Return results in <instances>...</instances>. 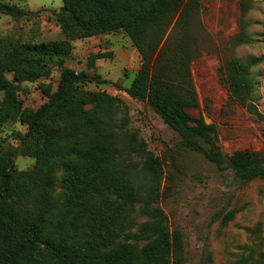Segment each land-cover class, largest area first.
Segmentation results:
<instances>
[{
	"label": "trees",
	"instance_id": "16d2710c",
	"mask_svg": "<svg viewBox=\"0 0 264 264\" xmlns=\"http://www.w3.org/2000/svg\"><path fill=\"white\" fill-rule=\"evenodd\" d=\"M62 1L58 22L71 40L117 31L131 39L142 61L126 93L146 100L185 148L218 170L230 169L241 184L264 179L259 155L242 150L224 156L215 149L216 126L189 114L198 107L189 12L199 0ZM0 12L15 19L26 15L8 5H0ZM245 37L238 36V43ZM69 53L67 42L0 45V125H26L22 153L35 159L32 169L19 171L14 152L0 150V264H180V235L170 233L166 216L154 206L159 160L135 138L117 139L114 98L81 94L77 85L88 74L63 68L48 101L37 111L22 109L19 84L49 76L51 63L63 67ZM105 57L93 56L90 66ZM222 72L232 98L247 105L254 89L250 65L230 60ZM132 153L145 158V181L128 170Z\"/></svg>",
	"mask_w": 264,
	"mask_h": 264
},
{
	"label": "rangeland",
	"instance_id": "374dc122",
	"mask_svg": "<svg viewBox=\"0 0 264 264\" xmlns=\"http://www.w3.org/2000/svg\"><path fill=\"white\" fill-rule=\"evenodd\" d=\"M0 5L26 13L15 19L0 12L1 46L67 42L70 47L63 67L54 61L49 76L19 84L22 109L41 108L48 101L47 93L56 91L63 68L87 73L89 79L77 90L114 98L117 139L127 143L135 138L159 160L154 206L166 216L170 233L180 235V264H264V179L237 182L230 169L218 170L202 154L185 148L179 134L146 100L126 93L142 60L123 31L71 40L58 22L62 0H0ZM189 15L198 95V107L189 111L190 116L216 126L215 149L224 156L246 150L264 160V0H199ZM242 33L245 41L239 44ZM100 55L108 57L95 60L91 67L90 59ZM230 60L250 65L254 89L247 105L232 98L224 80L222 70ZM7 77L13 80L14 75ZM26 131L19 120L0 125V150L14 152L19 171L35 164L33 157L22 153L20 136ZM126 165L145 181L148 173L141 153H132ZM60 180L58 172L57 183ZM59 193L57 187V198Z\"/></svg>",
	"mask_w": 264,
	"mask_h": 264
}]
</instances>
